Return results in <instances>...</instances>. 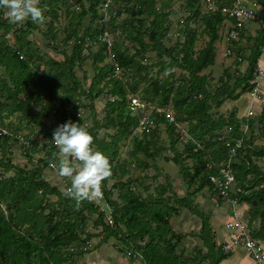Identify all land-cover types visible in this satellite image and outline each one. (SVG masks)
Wrapping results in <instances>:
<instances>
[{
  "label": "trees",
  "instance_id": "trees-1",
  "mask_svg": "<svg viewBox=\"0 0 264 264\" xmlns=\"http://www.w3.org/2000/svg\"><path fill=\"white\" fill-rule=\"evenodd\" d=\"M105 1L40 0L39 6L45 9L43 24H35L30 18L25 24H13L0 10V264H70L75 257L92 251L88 247L75 252L74 248L94 238H100L98 247L116 239L125 248L120 252L128 254L132 261L141 258L144 264H221L229 254L217 243L211 213L202 212L193 198L205 189L215 196L211 177L220 175L229 158L225 142L219 141L222 137L245 140L234 171L238 186L247 192L241 193V203L251 206L252 223L261 220V229L255 236L264 241V171L258 165L264 158V146L256 145L254 136L257 123L264 140V109L257 120L238 118L236 112L227 117L220 114L215 119L212 113L214 107L224 105L223 97L236 102L254 88V72L264 54V28L255 37L246 29L238 30L239 41L229 37L234 46L229 54L236 52L241 58L238 60L247 62L248 67L234 85L227 71L228 79L220 78L222 85L213 92L209 78L202 73L216 65L220 32L228 22L235 24L224 9L233 8L238 0H214L217 11L206 14H202V0H187L189 16L182 21L184 36L173 47L165 41L173 26L170 17L174 0H161L160 7L158 0H111V10H116L117 16L104 22ZM251 1L262 7L260 18L264 21V0ZM63 14L67 23L60 27ZM198 23L209 38L200 50L196 49L198 31L192 27ZM35 32L42 33L44 47L31 39ZM105 32L114 36V63L108 61L107 47L100 43L97 48L88 47L94 51L92 57L85 56L87 38L98 41ZM244 39L247 43L242 47ZM154 51L157 60L150 63V53ZM91 60L93 77H89L86 66ZM239 61L236 60L238 65ZM167 69L174 70L166 72ZM177 69L182 71L178 76ZM162 74L166 78H161ZM130 93L171 109L175 118V123H170L166 115H155L154 124L147 127L140 142L136 141L138 152L155 163L151 165L137 156L135 169L157 168L158 158L173 151L174 157L166 160L180 168L184 183L193 190L186 197L180 198L173 191L167 196L172 190L168 181L159 184L155 194L149 193L148 186L143 188L145 193L140 191L141 176L138 189H133L132 180L123 182L130 164L122 148L139 124L126 111ZM102 97L106 100L103 118L96 106ZM51 117L55 118L53 126L45 121ZM68 121L84 127L88 124L93 147L109 160L111 175L101 182V193L114 210V227L105 223V213L92 201L82 202L77 209L74 200L42 177L56 163L54 131ZM245 125L251 135L244 132ZM162 127L168 133L169 147L162 139ZM7 128L10 132L6 134ZM185 128L186 143L178 135V129ZM181 142L185 144L183 152L178 150ZM18 144L31 163L35 155L39 157L34 169L13 162L12 153ZM11 172L15 175L10 176ZM63 179L70 187V181ZM52 196L58 200L52 202ZM177 206L189 209L201 220V231L194 236L203 246L197 245L195 257L178 251L188 235L177 233L170 224V218L180 211ZM94 214L99 215L93 222L96 229H101L97 234L87 231Z\"/></svg>",
  "mask_w": 264,
  "mask_h": 264
},
{
  "label": "rangeland",
  "instance_id": "rangeland-1",
  "mask_svg": "<svg viewBox=\"0 0 264 264\" xmlns=\"http://www.w3.org/2000/svg\"><path fill=\"white\" fill-rule=\"evenodd\" d=\"M160 1L158 0V7H160ZM187 4L188 1L187 0H174L171 11H172V15L170 17V21L171 23H173V26L170 30L169 33V37H168V41H165V44L168 47H173L177 41V39L179 37L183 38L184 36V25L182 24V21L184 19V17L187 15L189 16V14H187L186 12V8H187ZM202 14H206L209 11V8L207 5L204 4V1L202 2ZM186 16V17H187ZM27 21V19L23 22H20L21 24H25ZM90 19H86L84 21V25L85 27L88 26ZM67 23V19L65 14H63L61 16V20H60V27L65 26ZM232 23L228 22L227 24H225V29L222 30L220 32V36L221 39L216 43V48H217V59H216V65L214 67H211L207 70H205L202 75H206L209 80L210 83L212 84L213 88L212 91L214 92L217 88H219L222 84L219 82L220 78H225V81L228 79L227 77V71L230 72L231 76V85H234L235 80L237 77H239V74L241 73H245L248 67V63L247 62H240L238 60L239 55L236 54V52H234V54H229V51L231 48H234L232 42H230V27ZM193 28L197 29L198 31V43L196 45V49L200 50L202 48L205 47L207 41L209 40V38L203 34V26L198 23V24H193L192 26ZM247 27L251 29V33L248 31V33H250V35L252 36H256L258 34L259 29H261V25L259 22H249L247 24ZM246 27V28H247ZM245 28V29H246ZM42 30H46V28L44 26H41ZM249 30V29H247ZM253 33V34H252ZM62 38L64 37V35L62 34L61 36ZM9 38H11L9 36ZM31 39L36 43V45L44 47V44L46 43V41L43 39L42 33L39 32H35L32 36ZM108 39L113 42V38L112 36H108ZM10 40H13L12 38ZM240 40V39H239ZM126 43L130 44V41H126ZM246 40L244 39L242 41L241 46L243 47L244 45H246ZM97 48V47H96ZM50 54L52 56H54V53L50 52ZM150 56L152 57L150 60L151 62H155L157 60L156 57V52H151ZM236 60L239 61L241 64H237ZM110 62L114 63L115 59H112L111 57H109ZM92 63L93 60L91 61H87L86 62V66L88 71V75L89 77H93L94 73L92 71ZM182 71L178 70L176 71L177 76L179 74H181ZM81 72H79V75L81 76ZM166 75L162 74L161 78H166ZM89 86V85H88ZM263 92H264V88H263ZM250 99L249 93L244 94L238 101L234 102L231 101L227 98H222L225 103L224 105L218 109L216 107L213 108V115L215 119H218L220 114L225 115L226 117L229 116L232 112H236L237 113V117L238 118H242L245 117L243 115L244 111L243 108L245 106V99L248 98ZM140 98V97H139ZM264 98V97H263ZM142 99V98H140ZM262 101V98L260 100V102ZM249 105L251 104V100L248 103ZM96 106H97V110L98 112H100L102 114V112L105 109L106 106V100L105 98H100L96 101ZM103 115L101 116V118H103ZM255 119L257 120L258 116L260 115V111L255 110ZM47 125L49 126H53L55 124V118L51 117L50 119L45 120ZM257 123L255 124V142L256 145L258 146H264V140L261 138L259 131L257 129ZM39 129H37L38 131ZM188 131L185 128V130L182 129H178V135L183 139L184 143H186V140H188ZM23 134H25V132H23ZM143 138V134L142 132L137 133L136 135L131 136L127 142H125L123 148H122V155L124 158H126L129 161L130 164V168H129V174H127L124 178H123V182L132 180L133 182H135L133 184V189H138V185L139 182L137 181L139 179V176H141L142 180H143V186H141L142 189H140L141 192H144V187L148 186L150 187V194H155V188L159 185V184H165L167 183V181L172 185V190L169 191V193L167 194V196H170L174 193H176L180 198H184L186 197L190 192H192L193 190H190L189 187L184 183L183 181V177L182 174L180 172V168L175 165L172 161H167L166 158H173L174 157V153L173 151H169L167 153H164L162 155V157L158 158L157 162H156V167L154 166L149 169V170H137L135 169L136 165H138V162L136 160L135 157L138 156V159H142V160H147V162H150L151 165H154V161H152L149 158H146L143 154L138 152V148L139 146L136 144L137 142H140ZM162 139L165 141H167V146H170V140H169V136L168 133L166 131L165 127H162ZM183 142H181L178 145V150L183 152L185 149V144ZM13 162L20 166V167H25L28 170H32L36 167V165L38 164V160L39 157L38 156H34L33 157V163L30 162V159H28L26 157V155L23 154L22 149L20 144L15 145L14 150H13ZM1 156V155H0ZM189 164L191 165V161H189ZM258 165L264 170V160L259 161ZM160 172V173H159ZM10 176H14L15 172H11L9 174ZM157 175H159L157 177ZM43 179L47 180L48 182H50L53 186H58L60 191L62 192L63 195H65L67 188L69 187L68 184L64 181L63 177H60L58 175L57 169L56 168H51L49 167L48 169H46L44 171L43 174ZM145 177H147V179H144ZM115 181V180H114ZM114 181H112L109 184V188L112 187V185L114 184ZM116 182V181H115ZM196 188V187H195ZM174 193H173V192ZM119 191H115L114 192V199H118L119 195H118ZM145 193V192H144ZM66 196V195H65ZM52 202H56L58 200V198L56 196H52L50 197ZM217 198L212 195V193L208 190L205 189L202 193L197 194L196 197L193 198L194 201V205H196L202 212L204 213H211V217L212 219L216 217V215L218 214V212L222 211V209H220L223 205H221L220 207L217 206V202H216ZM92 203L94 205H96V207H98V209L100 210V212H104L106 215L105 218V223L111 227H114V210L111 206H109L106 202V200L104 199L103 194L100 191L99 196L94 197L92 200ZM226 206V204L224 205ZM180 207V206H177ZM180 211L175 213L171 218H170V224L172 225L173 229L180 234L183 235H188L186 239H184V242H182V244L180 245L178 251L182 252L185 251L187 252V255L195 257V255L197 254L195 248L197 247V245L203 246L202 241L200 240L199 237H195L194 235H198L200 233V229H201V220L199 219L198 216H196L195 214H193L189 209L184 208V207H180L179 209ZM85 214H87V212H85ZM99 218L98 214H94L92 216V218L89 220L88 222V226H87V231L88 233H92V234H97L101 231V229H96L94 226V223L97 219ZM213 225V222H212ZM217 227V225H215ZM213 226V227H215ZM214 229V228H213ZM86 238V237H84ZM100 242V238H94L92 241L89 242V244L83 245V244H79L76 246L75 252L79 251V249H86L89 247V249H91L92 251L86 255H81L78 257H75V259L70 262V264H115L118 263V259H120L118 254H123L122 252H120L119 249L124 248V245L118 241H116V239H111L110 242L108 244H103L101 247H98V244ZM219 242V240H218ZM262 242V241H261ZM125 249V248H124ZM119 252V253H118ZM128 258V257H127ZM129 259V258H128ZM138 260H140L141 262H143L141 260V258H139ZM36 262H39V259L37 258L35 260Z\"/></svg>",
  "mask_w": 264,
  "mask_h": 264
},
{
  "label": "built area",
  "instance_id": "built-area-1",
  "mask_svg": "<svg viewBox=\"0 0 264 264\" xmlns=\"http://www.w3.org/2000/svg\"><path fill=\"white\" fill-rule=\"evenodd\" d=\"M204 4L208 6L209 11H217V6L214 0H202ZM113 4L111 0H106L103 4V11L105 12L104 22L109 20L110 17H116L117 11L111 10ZM208 11V12H209ZM224 13L228 14L232 19L235 20V24L232 25L229 36L233 41H239L240 29H245L249 22H259L264 28V21L260 18L262 13V7L256 2L251 0H238L231 9H224ZM239 30V31H238ZM108 36H112L113 42L108 39ZM105 45L107 47V53L109 57L115 59V55L112 52L114 45V36L105 32L99 35L98 41H92L91 38H87V49L85 51L86 57L93 56V50L90 51L88 47H98V44ZM130 46L132 44L130 43ZM241 61V58H238ZM118 67V65H116ZM254 88L249 92L251 104L249 110L245 116L247 120L254 118L255 105H259L260 110L264 109V101H261L264 87V54L259 60L258 66L254 72V80L252 81ZM126 111L128 116L139 120V124L136 127L135 134L146 131L147 127L154 124L155 115H166L170 123H175L173 111L169 108H162L157 104L144 101L138 96L130 93L127 97ZM86 127L88 124L85 125ZM250 128L248 125L244 126V132L248 135ZM6 134L10 132V129L4 131ZM219 141L225 142L226 148L229 152V158L227 163L220 169L219 176H212L211 182L214 185V193L217 198V206L221 205L228 206L231 209L230 220L226 223V228L230 232L231 241L230 244L223 245L222 249L224 253L229 254L233 247H243L254 264H264V243L261 242L251 228L252 216L250 213H241V193L244 192L237 184V178L234 171V164L239 162V155L245 148V140L243 138L228 139V137L219 138ZM200 148V143H197ZM51 168L53 165H50ZM209 168H213L209 165Z\"/></svg>",
  "mask_w": 264,
  "mask_h": 264
},
{
  "label": "clouds",
  "instance_id": "clouds-1",
  "mask_svg": "<svg viewBox=\"0 0 264 264\" xmlns=\"http://www.w3.org/2000/svg\"><path fill=\"white\" fill-rule=\"evenodd\" d=\"M39 5L40 0H0V10L13 24L29 18L35 24L45 23V9ZM52 141L58 148L53 154L56 161L53 167L60 177L70 181L65 195L75 201L78 209L82 202L99 196L101 182L111 175L109 160L93 147V136L80 123L68 121L60 125L55 129Z\"/></svg>",
  "mask_w": 264,
  "mask_h": 264
},
{
  "label": "crops",
  "instance_id": "crops-1",
  "mask_svg": "<svg viewBox=\"0 0 264 264\" xmlns=\"http://www.w3.org/2000/svg\"><path fill=\"white\" fill-rule=\"evenodd\" d=\"M247 29H249V30H247ZM246 30L251 33L250 28L247 27ZM250 33H248V34H250ZM252 37H254V36H252ZM263 97H264V92L262 95V101H264ZM250 100L251 99H249V97L245 99L246 102H245V106L243 108V111H244L243 115L244 116L249 110V104L248 103ZM259 107H260L259 105H255V108H256L255 110L260 111V113H261V110ZM248 135H251V130H249ZM263 160H264V158H263ZM261 170L264 171L262 168H261ZM252 178H253V176L250 177V179H252ZM216 202H217V200H216ZM220 209H222V211L218 212V214L216 215L215 218L212 219V217H211V224L213 222L212 226L217 225V227L216 226L213 227L215 235H216V240H217L218 245L223 246L226 244H230V241H231L230 232L226 228V223L230 220V215H231L232 211L228 206H224V205ZM250 210H251V206L249 204L241 203V213L242 214H248V213H250ZM201 226H202V224H201ZM251 228L253 229L255 234L257 232H259L261 229V220L259 219V220L254 221L251 225ZM200 231H201V229H200ZM218 240H219V242H218ZM262 242L264 243L263 240H262ZM118 255L120 256L119 257L120 259H118V263H115V264H144L140 260L132 261L128 254H121L120 253ZM221 264H254V262L251 259V257L249 256V254L247 253V251L243 247H239V246L237 247L236 246V247H233V249L229 253L228 257L225 260H223V262Z\"/></svg>",
  "mask_w": 264,
  "mask_h": 264
}]
</instances>
